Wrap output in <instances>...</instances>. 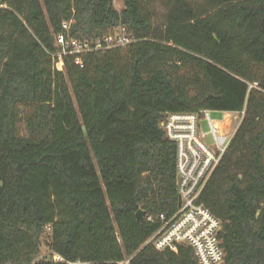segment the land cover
Returning <instances> with one entry per match:
<instances>
[{
	"label": "trees",
	"instance_id": "1",
	"mask_svg": "<svg viewBox=\"0 0 264 264\" xmlns=\"http://www.w3.org/2000/svg\"><path fill=\"white\" fill-rule=\"evenodd\" d=\"M120 27L135 41L56 68V36ZM200 109L244 111L200 202L221 264H264V0H0V264H196L146 240L177 210L160 122Z\"/></svg>",
	"mask_w": 264,
	"mask_h": 264
},
{
	"label": "built area",
	"instance_id": "2",
	"mask_svg": "<svg viewBox=\"0 0 264 264\" xmlns=\"http://www.w3.org/2000/svg\"><path fill=\"white\" fill-rule=\"evenodd\" d=\"M134 41L135 37L127 33L124 27L110 31L94 41H79L67 35H58L55 44L61 51L55 65L58 70H62V54L74 55L75 63L80 64L81 56L87 52L124 47ZM209 112L205 109L169 112L160 122L165 139L175 144V187L180 203H177V210L171 217L158 216L159 226L146 240L156 250L169 249L177 252L179 245L189 246L196 264H221L225 257L219 237L221 222L200 202V196L244 113L221 111L222 118L214 121ZM231 118L234 123L223 126ZM202 123H205L207 130ZM147 219L151 220L150 217ZM54 261L85 264L80 261H65L60 256L54 258Z\"/></svg>",
	"mask_w": 264,
	"mask_h": 264
},
{
	"label": "rangeland",
	"instance_id": "3",
	"mask_svg": "<svg viewBox=\"0 0 264 264\" xmlns=\"http://www.w3.org/2000/svg\"><path fill=\"white\" fill-rule=\"evenodd\" d=\"M114 3V7L118 10H120L122 8V0H113ZM251 87V86H250ZM209 116L212 120L214 121H219L222 118V114L218 111H214L211 110L209 112ZM234 123V119L231 118L230 121H228L227 123H225L223 126H225L226 124H233ZM202 126L205 130H207L205 123H202ZM50 242V230L49 228H45L41 237H40V242H39V253L37 258H45L48 259L51 256L50 250L48 248ZM54 258L56 257H52V259L54 260ZM122 264V263H121Z\"/></svg>",
	"mask_w": 264,
	"mask_h": 264
},
{
	"label": "water",
	"instance_id": "4",
	"mask_svg": "<svg viewBox=\"0 0 264 264\" xmlns=\"http://www.w3.org/2000/svg\"><path fill=\"white\" fill-rule=\"evenodd\" d=\"M178 202V205H179V203H180V199L178 198V200H177ZM136 217L137 218H139V219H141L142 217H143V212L139 209V210H137V212H136Z\"/></svg>",
	"mask_w": 264,
	"mask_h": 264
},
{
	"label": "bare ground",
	"instance_id": "5",
	"mask_svg": "<svg viewBox=\"0 0 264 264\" xmlns=\"http://www.w3.org/2000/svg\"><path fill=\"white\" fill-rule=\"evenodd\" d=\"M82 263V262H81Z\"/></svg>",
	"mask_w": 264,
	"mask_h": 264
}]
</instances>
